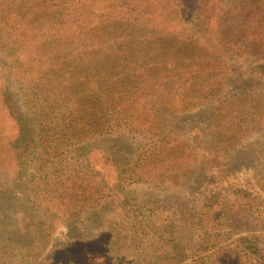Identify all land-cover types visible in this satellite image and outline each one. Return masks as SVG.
<instances>
[{
  "label": "trees",
  "instance_id": "1",
  "mask_svg": "<svg viewBox=\"0 0 264 264\" xmlns=\"http://www.w3.org/2000/svg\"><path fill=\"white\" fill-rule=\"evenodd\" d=\"M232 60L263 65L264 0H0V264H51L53 251L41 261L34 256L42 244L31 232L37 228L45 239L49 227L40 219L29 227L31 195L37 208L45 207L57 219L73 206L76 211L91 206L95 192L111 207L110 223L90 238L75 235L60 264H73L83 252L91 264L98 257L107 264H245L252 251L246 240L256 250L259 244L252 234L228 240L230 229L221 223L226 203L218 195L197 198L194 208L179 207L182 216L164 224L155 240L135 214L142 211L138 200L124 191L130 168L104 148L90 154L97 170L90 186L57 166L49 181L44 165L34 164L40 153L58 159L77 127L110 131L126 121L131 129L156 137L157 152L144 162L149 172L165 160L189 162L192 153L179 144L170 152L166 144L177 140L172 132L179 112L198 104L211 107L212 131L219 125L216 149L241 144L252 121L264 116V93L252 94L237 78L240 94L224 113L220 95L222 87L233 88ZM17 96L24 99L23 112ZM83 99L90 100L83 104L88 120L78 122L72 116ZM68 100L69 111L56 116L55 131L46 137V116ZM36 165L40 169L30 172ZM118 207L122 213L115 212ZM181 226L190 230L187 247L177 235ZM105 230L112 234L107 252L95 253L92 245L104 244ZM188 251L192 260L187 263Z\"/></svg>",
  "mask_w": 264,
  "mask_h": 264
},
{
  "label": "rangeland",
  "instance_id": "2",
  "mask_svg": "<svg viewBox=\"0 0 264 264\" xmlns=\"http://www.w3.org/2000/svg\"><path fill=\"white\" fill-rule=\"evenodd\" d=\"M253 69L256 71H252ZM80 71L79 69L75 74V84L80 82L78 79ZM228 72L230 73L229 82L233 84V88L222 87L221 89L222 100L220 103L225 107L224 113L228 112L226 105L237 99L240 94L239 89L235 87L236 83L238 84L237 78L247 82L245 88L251 90L252 94L264 93V63L259 65L256 61L250 65L248 61L232 60ZM17 98L19 111L23 112L24 99L20 96ZM88 101L90 100L77 101L75 115L72 116L75 121L88 120L83 118L87 115L86 107L83 104ZM69 104H71V100L65 101L63 107L57 106V113L53 112L46 116L49 125L46 128V137H48L47 133L55 131V122L58 120L56 116H66ZM212 116L214 115L210 106L190 105L187 109L180 111L176 122H173L176 123L172 132L173 139L177 140L174 142L170 139L171 141L166 144V147L168 151L172 152L171 147H176L179 144L182 151L192 153L193 160L189 159V162L169 159L163 162L164 165L160 162L161 168L150 169L149 172L148 169H145L144 162L149 153L157 152L156 137L150 133L144 135L140 131L131 129L126 121L121 127L116 125L110 131L96 129L94 125L89 126L86 132L82 127H77L73 132L70 131L69 139L65 138L66 142L58 153V159L54 160L57 163L53 161L52 155L40 153L34 159V164L38 161L39 165H44L43 171H49L51 174L48 178L49 181L55 173L53 172L54 166H57L60 167L61 172L65 170L67 174L79 175L81 181H84L86 186H90L88 180L97 181L96 176L91 178L93 174L97 173V170L90 154L94 150L104 148L111 154L114 161L124 164V168H130L129 174L122 181L124 191L131 198L138 200L142 211H137L135 214L143 218V228L148 229V237H155V240L162 234L161 230L166 229L167 225L164 224H169L170 221L176 222L178 216H182L180 210L177 211L179 207L194 208L198 204V202L196 203L197 198L201 201L204 196L218 195L226 203V214L221 215V223H224V228L230 229L228 240L238 239L241 234H252L254 242H258L259 246L256 250L250 245L252 241L246 240L252 251L243 258V262L245 264L264 263V116L255 123L252 121L251 132L241 144H232L226 149L219 150L214 147V144L221 139L219 138L221 137L219 125L216 126L217 130L212 131L210 127ZM232 117V115L228 116V118ZM167 127L173 128L172 123L167 124ZM226 138L225 135L223 139L226 140ZM179 140L182 142L180 143ZM164 152L161 151V155ZM159 156L154 157L157 160ZM48 159H50L49 162ZM155 165L157 166V164ZM38 168L40 169L38 165L31 166L30 172ZM131 169L133 171H130ZM21 186L24 187V181ZM31 199L33 204L26 213L29 227L31 221L33 226H36L33 219L44 220L45 226L49 227L45 239H43L41 231H37V228L31 232L37 244H42L40 254L34 253V256L38 257L37 261H41L45 254L53 251L51 264H60L61 259L66 255L65 252L68 251L66 245L75 235L90 238L94 236V232L100 225L110 223L109 210L111 207L104 197L98 201L96 192L91 206L80 211H76V206H73L66 216H60L57 219H52L50 212L47 213L45 207L37 208L34 203L37 201V197L34 194L31 195ZM122 211L121 207L115 208L117 214ZM188 232L190 233V230L185 226L177 228L179 240L183 242L182 247H187ZM104 236L106 238L104 244L95 243L92 245V250L95 253L103 250L107 252L108 241L112 238V234L105 230ZM143 237L145 238V236ZM86 250H90L87 245ZM85 254L88 253H81L79 259L73 264H91L88 263ZM191 260L192 254L191 251H188L186 262ZM96 262L107 264L105 261H99V257L94 258V264H97Z\"/></svg>",
  "mask_w": 264,
  "mask_h": 264
}]
</instances>
